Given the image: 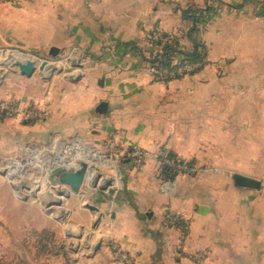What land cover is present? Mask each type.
I'll list each match as a JSON object with an SVG mask.
<instances>
[{"label":"crops","instance_id":"obj_1","mask_svg":"<svg viewBox=\"0 0 264 264\" xmlns=\"http://www.w3.org/2000/svg\"><path fill=\"white\" fill-rule=\"evenodd\" d=\"M190 2L0 3V102L49 112L36 121L0 116V173H13L17 161L33 155L47 172L56 169L51 160L69 150L96 159L70 206L74 222L97 215L84 203L99 208L94 245L102 244L78 264H114L113 245L141 264H160L170 245L182 264H195L192 255L205 264H264V5L233 4L215 19L210 11L207 67L168 85L155 82L148 60L158 47L145 33L159 28L182 36L189 26L182 9ZM180 41L193 46L189 38ZM51 47L59 49L56 56ZM26 58L37 67L56 61L57 69L38 67L27 76L9 64ZM182 120L189 124V150L169 142L182 141ZM135 145L148 153L143 170L128 158ZM169 152L193 161L194 170L165 174L162 157ZM236 172L261 179V187L238 185Z\"/></svg>","mask_w":264,"mask_h":264},{"label":"rangeland","instance_id":"obj_2","mask_svg":"<svg viewBox=\"0 0 264 264\" xmlns=\"http://www.w3.org/2000/svg\"><path fill=\"white\" fill-rule=\"evenodd\" d=\"M190 1H192V3H188L189 6L187 7L202 9L212 6L215 19L217 13L221 14V8L232 6L233 4L236 5V7H238V5L243 6L258 0ZM259 1L261 2L260 5H264V0ZM5 2L6 0H0V3ZM199 12L198 23L196 24L197 29L193 33V38L200 44L199 49L205 52L207 51V23L211 20L210 15L213 12ZM147 41L152 44L149 39H147ZM182 47L188 51L193 48L191 45L187 46L189 48L183 45ZM162 51V48L156 49L150 58L154 59L156 54ZM150 61L152 60H148L150 76L153 81L159 82L153 78V64ZM188 61L189 60H184L182 63ZM196 62H200L202 65L198 67L196 72L183 77H188L195 73L200 74L199 71H201V68H204L205 62L207 64L210 63L209 60H198ZM54 65H56V61ZM177 79L169 80L163 84L168 85ZM187 109L188 108H183V113L188 111ZM185 115H188V113ZM183 117L185 116L183 115ZM183 117L182 119H184ZM179 126L183 129L181 130L184 136H182V141H180V143L175 140L169 142L174 144V147H178L177 145H179V147L184 148V150H189L191 141L187 140L185 137L188 136L189 124L182 120ZM69 155L70 150L51 160L49 165L55 166L56 168L53 172L42 170V164L37 165L36 160H38V157L36 155L29 157L27 162L17 161L19 166H12L11 170H14L13 173H8L9 169L6 170V172L1 170L3 175L0 173V264H78L79 260H87L89 257H93L99 250L94 252V238L100 227L99 224L96 229L92 228L96 216L93 220L88 219L81 221L82 218H80V221H72V216H75V212L77 213V211L73 212L70 206V197L73 193L67 190L69 188H65L63 185L60 186L59 183V175L63 168H77L80 167L82 162H85L89 169V167L93 165V160L96 159H93V157H90L88 154L83 156H78V154ZM40 160L43 159L41 158ZM15 161L14 159L11 160V162ZM43 166L44 169L46 166ZM67 166L68 168H66ZM96 168L98 169V166ZM57 170L59 172L58 175L56 173ZM54 174H56V178ZM22 182L25 183V186L21 185ZM57 189H64L67 193L66 195H60L64 200L62 205L55 202V197L58 196ZM17 192H19V194ZM52 201L53 203H51ZM84 204L82 205L84 208L91 209L89 206L90 203L88 204L86 202ZM61 211H63V213ZM78 231H81L83 234L82 237L76 235ZM117 247V245L111 246V260L114 264H121L115 255V248ZM131 255L134 260L141 264L135 254ZM177 255L178 251L176 252L175 246L170 245L165 252L160 254V264H182V262L177 260ZM191 259L195 264L206 263L200 256L192 255Z\"/></svg>","mask_w":264,"mask_h":264},{"label":"built area","instance_id":"obj_3","mask_svg":"<svg viewBox=\"0 0 264 264\" xmlns=\"http://www.w3.org/2000/svg\"><path fill=\"white\" fill-rule=\"evenodd\" d=\"M147 39H149L152 43L163 39L162 31L148 32L146 34ZM162 55H159V59ZM202 63L196 61H188L186 63H180L179 65L174 66H164L162 63L155 62L153 63L152 75L156 81L166 83L169 80L177 79L183 77L185 75H189L197 71L198 67L201 66ZM0 111L6 112L12 115H22L26 120L36 121L40 119H45L49 116V112L47 109H39L35 107L29 108H19V106L11 105L8 102H0ZM111 142V151L112 153L109 157H113L114 149L116 148V139ZM147 151L139 146L135 145L128 150V158L132 162L133 166L137 170H143L146 164ZM173 167H175L179 171L190 172L194 170V168L186 163L177 162L175 159L168 161ZM116 258L119 259L121 264H139L136 260L132 258V255L125 251L121 247L115 248Z\"/></svg>","mask_w":264,"mask_h":264},{"label":"water","instance_id":"obj_4","mask_svg":"<svg viewBox=\"0 0 264 264\" xmlns=\"http://www.w3.org/2000/svg\"><path fill=\"white\" fill-rule=\"evenodd\" d=\"M58 52H59V49L57 47H51L50 55L56 56L58 54ZM50 63H51L50 59H44L42 62H40L38 67L40 70H44L46 67H48V68L51 67L52 70H56L57 69L56 65H54L53 63H52L53 65H51ZM70 63L75 67H81L82 66L79 59H71ZM9 64L10 65H12V64L16 65L19 68L20 72L24 75H27V76L33 75V73L38 68L37 65L35 64V61L33 59H30V58H26V60L15 59L13 62H11ZM94 170H95L94 166L91 165V167H89V169H88L87 163L82 162L80 164V167L73 168V169L71 168V169H67L65 171H62L59 175L60 186L63 185L65 188H69L67 190L70 191L71 193H78L80 191L81 187L83 186L85 179H89L91 176L90 175L91 172ZM98 177H99V175L96 176V179L93 182V187H97L96 182L99 179ZM233 177L235 179V182L238 185L251 187V188L261 187V179H259V178L249 176V175H245V174L238 173V172L234 173ZM109 183H110V180L106 178L103 181V185H102L103 187L102 186L101 187L106 189V186ZM21 185L25 186V183L22 182ZM56 191L58 193V196L55 195V196H57V197H55V202L59 205H62L64 203V200L60 197V195L61 196L66 195L67 193L64 191V189H57ZM51 203H53V201ZM89 206L92 210L97 211L96 218H95L94 223L92 225V228L96 229L97 226L101 223V220L103 218V213L99 210V208L97 206H95V205H89ZM61 212L63 213V211H61ZM76 235L78 237H82L83 234L81 233V231H78L76 233ZM101 241L102 240H99L98 243H96L94 245V252H96L100 248Z\"/></svg>","mask_w":264,"mask_h":264},{"label":"trees","instance_id":"obj_5","mask_svg":"<svg viewBox=\"0 0 264 264\" xmlns=\"http://www.w3.org/2000/svg\"><path fill=\"white\" fill-rule=\"evenodd\" d=\"M199 11L203 12H210L212 11V6H208L207 8H193V7H186L182 9V16L183 18L189 23V26H187L186 30L183 32V37L189 38L193 42V48L192 50H187L182 47L180 38L181 33L179 36H176L174 32H168L162 29H155V31H162L163 33V39H160L158 41L153 42V44L158 47L162 48L163 51L159 54H156V57L153 59L150 58V61L152 64L155 62H160L164 66H174L179 65L184 60L189 61H198V60H205L208 61V55L207 51L203 52L200 48V44L197 43V41L193 38V33L196 31V24L198 23V15ZM159 55H162L159 59ZM207 63L205 62V67H207ZM204 68H201L204 69ZM0 116H6V112L0 111ZM175 159L177 162L186 163L192 167L195 166V163L193 161H188L181 156H176L174 153L169 152L167 155L162 157V163H163V172L165 174L175 176L176 174L180 173L181 171L177 170L175 167H173L168 161ZM131 254V253H130Z\"/></svg>","mask_w":264,"mask_h":264}]
</instances>
